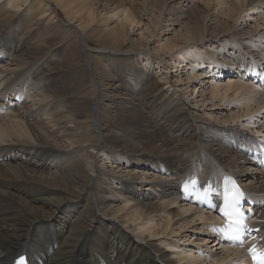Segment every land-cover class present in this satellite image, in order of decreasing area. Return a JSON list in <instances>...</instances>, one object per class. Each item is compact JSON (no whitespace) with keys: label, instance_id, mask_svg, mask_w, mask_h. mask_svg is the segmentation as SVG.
<instances>
[{"label":"bare ground","instance_id":"6f19581e","mask_svg":"<svg viewBox=\"0 0 264 264\" xmlns=\"http://www.w3.org/2000/svg\"><path fill=\"white\" fill-rule=\"evenodd\" d=\"M52 1L65 3L64 11L72 7V13L83 5L80 12L87 10L88 20H94L93 0ZM228 1L232 12L264 6V0ZM24 3L27 0L0 4V264H15L22 255L28 256V264H238L244 259L245 251L215 236L219 223L214 213L186 202L180 189L199 178L202 188L211 185L221 193L227 176H232L247 195L255 221H260L254 228L260 227L264 235V137L218 126L213 114L209 117L214 120L206 119L195 107V113L190 111L187 101L176 96L174 83L166 86L172 81L165 77L162 84L154 67L152 71L141 65L144 55L133 54L140 50L129 48L120 23L108 29L104 39L95 35L102 50L96 54L85 46L86 32L75 30L83 64L79 69L52 67L50 62L66 44L47 48L50 28L58 21L46 5L41 7L43 0L25 9ZM188 14L177 7L167 11L169 18L162 16L157 35L172 34ZM141 17L130 7L122 22L133 25ZM193 25L157 47L173 56L172 65L178 70L189 60L197 64L194 69L209 64L225 69L213 76L233 79L211 89L213 100L224 103L230 94L250 109L264 99V85L244 79L247 74L264 76V44L240 40L237 47L230 42L232 50L225 53L222 36L220 62L214 51H202L215 46L206 43L220 34L204 40L205 33ZM222 27V34L233 29ZM244 51L258 54L257 67L248 66ZM257 108L262 117L264 103ZM251 113L245 114L247 124L256 125L259 119L254 122ZM192 238L193 246H185Z\"/></svg>","mask_w":264,"mask_h":264},{"label":"rangeland","instance_id":"374dc122","mask_svg":"<svg viewBox=\"0 0 264 264\" xmlns=\"http://www.w3.org/2000/svg\"><path fill=\"white\" fill-rule=\"evenodd\" d=\"M2 1H3V3H5L6 0H0V4H3ZM34 1L35 0H27V3L23 4L24 9L26 8V6L30 5ZM91 1L92 0H88V2H91ZM217 1L218 0H109V1L108 0H100V1L96 0L97 3H94V0H93L92 4L93 5L96 4L95 5L96 7L92 6V13H93L92 15H93L94 20L91 19L92 20V22H91L90 19L88 20V18H87L88 17L87 10L80 12L81 11L80 7H82L83 5L76 7V10L78 8L80 10L78 9L76 11L74 9L75 12L72 13L73 12L72 7L71 8L68 7L69 10L66 7L65 9H67L68 11L67 10L64 11L62 9V6L65 3L63 5H58L57 3H55V1L43 0L41 7H44L46 5L45 7H47V8H45V9L46 10L50 9L49 13L54 12V16L56 17V20L58 21L56 24L52 25L50 28L52 38L49 41V43L47 44L48 50L52 49L53 44H57L61 41H64L66 43L64 48L61 49V51L58 53V55L56 57H54L55 60L56 59L57 60L55 61L53 59V62H50L51 66L52 67L57 66V68L79 69L80 68L79 65L81 66V64H83L84 54H81L82 50H81L80 46L78 45V41L76 40L77 38L74 34L75 30H78V31L84 32V33L86 32L85 33L86 35L84 34L86 36V37H84L85 38V46H86V48L88 47L87 48L88 50H91V54H96L97 52H101L102 50L98 49L101 46L97 40L95 42V37L99 36V37H102L104 39L105 35L107 34L106 31L108 29H112V27L114 28V27L118 26L119 23L123 24V27H124L123 30H125V29L127 30V31L125 30V32H126L125 35L127 36L126 39L130 43L129 48H132V46H133L134 49L140 50V52L137 51V52H134L133 54L136 56L140 53L144 55V57H143L144 60L142 59L140 62L141 65L145 69H146V67H148V68L152 67L150 69L152 71H153V67H154L153 73H154L155 78L156 79L159 78L158 79L159 81H160V78L164 79L163 81L161 79L162 84H164L166 82L165 77L168 80L172 81V83L170 85H166V86H168V88H169L174 83L172 89L177 91L176 96L177 97L179 96L178 99H182V100L184 99L187 101L188 108L190 109V111L195 113V108H196V113L202 114L204 118L209 119V120L210 119L214 120V118H216L215 123L218 126L223 125V126H226V128L231 127V128L236 129V130L237 129L245 130L247 132H251V135H253L256 138H263L264 137V132H263L264 131V115L261 117L260 115L258 116V113H257V111L259 110L257 108V106L262 105V103H264L263 98L260 97V99L257 101L258 103L251 104L252 107L250 109H248L247 107L242 105L243 103L241 101H239V98L237 96H234V98H233V95L231 96L230 94H229V97L227 99L228 103H227V100H226V102L224 101V103H222L221 98L213 100V99H211L212 98L211 92H210L211 89L217 88L218 85H220V84L226 86L228 84V80L233 79L230 76H226V74H225V76L220 77V78H215V76H213L214 73L223 74L222 72H225V69L216 68L217 65H215V64L212 65L211 67H210V64L208 66L204 65L203 68H199V66H195V69H194L192 66L194 64L195 65H197V64L196 63L192 64L191 61L187 60L188 65L185 64L184 66H181L178 69L179 72L177 73L178 70H177V68H175L176 66L174 64H173L174 66L172 65V61H171L173 56L172 55L170 56L169 55L170 53H165L164 51L162 52L158 49L159 46L162 45V43L163 44L165 43L167 38H170L171 40L174 39L175 32L179 33L181 29H182L181 31H184L183 28H185V29L190 28L191 29L193 24L191 25L190 23H196L193 26L198 33H200V34H202L203 32L205 33L204 40L206 39V36H209V35L210 36H217L220 34V37L218 39L210 40V41H212V43L211 42L206 43L207 46L214 43L213 45H215V46L217 45L216 47L210 46L209 49H203L202 50L204 52L207 50L214 51L211 54H214V56L218 60L219 59L223 60V58H224V57L222 58V56H220V58H218L219 57L218 53L220 55H221V53L222 54L224 53V48H223V46L220 45L222 43H218V41L220 39H222L221 38L222 36H225L226 38H224V39L227 41L226 47H228V50H226L225 53H227V52L229 53L230 50H232L231 47H229L230 42H234L237 47H240V40L241 41L246 40L250 43H256L258 45L264 44V6L261 7L260 11L250 10V9L244 8L243 10H240V11L234 10L232 12L231 10L233 9V5L231 4V2H229L228 0H219L218 1L219 3H218ZM157 3H158V5H157ZM89 4L92 5L91 3H89ZM134 5H135V7H134ZM7 7H8V10L14 11L13 7H11V6H7ZM130 7L136 9L137 14L142 16V17L140 18L139 21H136L135 24H133V25L130 24L129 22H125L126 23V25H125V23L122 21H123L124 16H125V11L127 9H130ZM173 7H175V8L177 7V10H184L186 12H187V10H189L188 18L182 19L183 22L180 25L175 27L176 31L173 32L174 34L170 33L167 36H158L157 34L160 32V28L161 27L163 28V24H164V23L162 24L163 17L166 16L167 11L173 9ZM22 10H23V8H22ZM79 12L84 14L83 18H81L82 14H80ZM78 13H79V15H78ZM193 13H194V16H193ZM74 14H76V15H74ZM67 16H68V18H67ZM50 18L51 17H47V18L45 17V19H48V21L50 20ZM166 18H169V17L166 16ZM204 18L206 19V21ZM59 20H60V22H59ZM83 20H84V22H83ZM191 20L193 22H189ZM202 20H203V22H202ZM86 21L87 22L89 21V22L87 23ZM199 21L202 23H200ZM100 23L101 24L103 23V24L101 25ZM88 24H90V25H88ZM218 24H220V25H218ZM55 25H57V26H55ZM184 25H186V26H184ZM201 25H202V27H200ZM215 25L219 26V27H217L218 29L215 27ZM222 25L223 26L226 25L227 28L233 27V29L230 32H228L227 34H225V33L222 34V29H223ZM82 26H84V28ZM125 26H126V28H125ZM71 27H72V29H71ZM96 28H97V30H95ZM64 30H66V31H64ZM66 32H68V33L66 34ZM183 33H185V31ZM72 34H73V36H72ZM95 35H97V36H95ZM241 35H245L244 39H241ZM247 37H249V38H247ZM261 37H262V39H261ZM73 45H74V47H73ZM247 45H251V44H247ZM67 47H69L74 52L71 51V52L67 53L66 51H64L65 48H67ZM137 47L139 49H137ZM217 47H218V49H217ZM215 48L217 49V51H215L216 50ZM77 49H79V50L77 51ZM156 49H157V51H156ZM194 50L192 49L193 53L196 51V50L195 51ZM55 52H57V51H55ZM55 52H53V53H55ZM76 53L81 54V57H80V55H77ZM116 54H119V53H116ZM189 56H190V59H192V62H194L196 57L192 53H190ZM223 56H224V54H223ZM243 56L246 57V59H245L246 62H250V64L248 66L257 67V65L259 63L257 53H252V56H251V54L247 55V52L244 51ZM198 57L199 56H197V58ZM148 58H152L154 61L151 62V60H148ZM76 59H78L79 61ZM82 59H83V61H82ZM203 59H205V58H203ZM254 59H256V61ZM221 60H219V61L221 62ZM206 61H209V60H206ZM210 62H212V61H210ZM215 69H217L218 72L214 71ZM237 74H239V73H237ZM189 76H192L193 78H191L189 80ZM218 76H220V75H218ZM180 80H181V83H180ZM216 80H218V81H216ZM178 82H179V84H178ZM173 90H171V92ZM239 102H241L242 104ZM226 105H228V106H226ZM219 106H221V108ZM140 107H142L146 110V108L143 105L142 106L140 105ZM217 107H219L220 109ZM216 108H217V110H216ZM137 109H139V108H137ZM209 109H215V110H214V112H211L213 110H209ZM248 110H250V112H252L251 114H252V117L254 120L257 118L259 119L258 122H256V125H252L250 123L247 124L248 116L245 114L247 113ZM210 114L211 115L213 114L212 116L213 117L215 116V117L213 119L210 118L209 117ZM262 114H264V113H262ZM160 122H161V120H158L157 124H160ZM253 129H254V132L252 131ZM261 129H262V132L259 133L258 131H260ZM255 131H257L258 133H255ZM217 169H219V168H216L215 170L217 171ZM242 183H243V181H242ZM244 188L247 189L245 186H244ZM195 239H196V237H195ZM195 239L192 238L189 240V242H187V240H186L185 246H187V245L193 246V243L191 244V242L192 241L194 242ZM210 246H212V245H210ZM214 249H216V248H214ZM190 253H193V252H190ZM197 256H199V254L196 253L195 258H197ZM200 256H201L200 258H204L202 255H200ZM207 263L210 264V262H207ZM203 264H206V263H203Z\"/></svg>","mask_w":264,"mask_h":264},{"label":"snow or ice","instance_id":"6c2138e0","mask_svg":"<svg viewBox=\"0 0 264 264\" xmlns=\"http://www.w3.org/2000/svg\"><path fill=\"white\" fill-rule=\"evenodd\" d=\"M242 196L243 193L233 181L231 189L228 187L224 189L222 205H210L212 208H217L225 218L226 225L224 231L230 233L229 238L238 240L241 243L243 242L241 234L246 230V217L239 207ZM251 251L252 259L256 264H264V253L258 254L256 248H252Z\"/></svg>","mask_w":264,"mask_h":264}]
</instances>
